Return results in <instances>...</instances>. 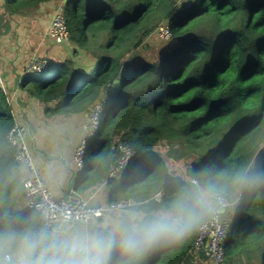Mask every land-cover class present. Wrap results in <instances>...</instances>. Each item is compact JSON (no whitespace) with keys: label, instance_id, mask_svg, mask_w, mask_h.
Instances as JSON below:
<instances>
[{"label":"trees","instance_id":"1","mask_svg":"<svg viewBox=\"0 0 264 264\" xmlns=\"http://www.w3.org/2000/svg\"><path fill=\"white\" fill-rule=\"evenodd\" d=\"M42 1L49 0H5L4 13ZM62 10L68 39L95 59L97 73L75 68L71 59L50 61L19 84L46 115L64 117L87 110L105 90L107 106L91 138L80 189L105 178L110 201L132 197L153 208L155 193L162 190L161 202L167 201L208 160L264 167V0H65ZM158 23L168 25L172 42L156 61L140 59L125 71L134 63L127 56ZM14 123L0 85V211L27 215L34 209L18 210L23 171L6 139ZM121 141L131 144L134 155L118 192L122 178L109 172ZM197 233L158 248L142 264L187 263ZM223 249L221 264H264V187L241 198ZM112 264H120L118 255Z\"/></svg>","mask_w":264,"mask_h":264},{"label":"clouds","instance_id":"2","mask_svg":"<svg viewBox=\"0 0 264 264\" xmlns=\"http://www.w3.org/2000/svg\"><path fill=\"white\" fill-rule=\"evenodd\" d=\"M261 187L264 167L255 161L212 159L178 183L167 201L156 197L158 206L149 209L129 204L102 219L99 212L53 219L41 207L27 215L0 211V264H112L114 255L120 264H142L153 251L181 244Z\"/></svg>","mask_w":264,"mask_h":264},{"label":"built area","instance_id":"3","mask_svg":"<svg viewBox=\"0 0 264 264\" xmlns=\"http://www.w3.org/2000/svg\"><path fill=\"white\" fill-rule=\"evenodd\" d=\"M47 30L48 35L55 43H62L68 39L69 33L65 20L64 18L61 20L59 15L55 14L53 16L50 27ZM158 33L162 39L169 40L171 38V32L166 23H161L158 26ZM47 66L48 60L45 57L33 56L29 59L26 73L41 72ZM2 84L3 78L0 69V85L2 86ZM93 109V113H90L88 121L84 124L87 130L86 138L81 141L74 152L76 169L83 168L84 156L88 149V139L94 135L100 124L102 105L100 103H95ZM30 138H32L30 127L26 123L15 122L7 132V139L13 149L14 159L20 163L24 170L22 191L27 198L26 209L41 207L53 219L66 215L75 218L87 212H99L101 213V219L105 214L120 212L129 204H136L133 199L110 201L105 205L93 204L88 198H84L74 190H70L61 197L55 196L48 184L37 172L29 147ZM118 147L120 156L109 172L110 177H115L122 169L127 167L132 155H134V148L128 142H121ZM158 196L161 197V192H159L155 198ZM231 223L232 222L225 214L218 220L207 221L205 225L198 230L194 242L195 249L202 252V255L206 259L216 264L222 263L224 261L223 244Z\"/></svg>","mask_w":264,"mask_h":264},{"label":"crops","instance_id":"4","mask_svg":"<svg viewBox=\"0 0 264 264\" xmlns=\"http://www.w3.org/2000/svg\"><path fill=\"white\" fill-rule=\"evenodd\" d=\"M1 9H4V5L1 6ZM4 11L1 14L8 15ZM13 47L14 45L7 40L0 42V54L4 59L5 53L13 49ZM77 49L79 50V55L82 54V59L78 60L79 63L73 62L74 67L87 72L92 68L95 59L87 56L80 50L81 48L77 47ZM0 61L2 69L1 63L4 62L1 57ZM19 61L20 58L15 59L14 64H18ZM85 63H89V66H86ZM22 70L24 71L23 66ZM19 72V69L6 70L5 80L7 85L4 91L9 98L15 122L26 123L30 127L32 138H30L29 147L40 177L48 184L57 197L74 190L84 198H88L93 204L105 205L109 203L110 200L106 189L107 180L105 178L99 179L97 183L85 189L79 188L82 169H76L74 152L81 141L86 138L87 134L84 124L88 121L90 105L87 110L75 112L68 117L58 114L46 115L39 99L20 86L22 74L15 75ZM105 97L106 92L102 90L96 100L103 102ZM87 145L88 148L92 147V139H88ZM22 171L24 173L23 169ZM127 171L128 169L125 172ZM119 174L121 177V173H118L115 177H118ZM23 198L27 202V198L24 194H21L17 202L19 211L21 210L20 205ZM153 200L157 202L156 199Z\"/></svg>","mask_w":264,"mask_h":264},{"label":"rangeland","instance_id":"5","mask_svg":"<svg viewBox=\"0 0 264 264\" xmlns=\"http://www.w3.org/2000/svg\"><path fill=\"white\" fill-rule=\"evenodd\" d=\"M64 1L65 0L42 1L37 5H27L23 7L22 8L23 10L21 9L20 13H16V14L13 13L12 15L10 14L3 15L1 13L4 9L2 10L1 6L4 5L5 0H0V42H2L3 40L4 41L7 40L8 42L14 45L13 49H10L5 53V59L0 54V57L5 63V64L1 63L2 69L0 66L2 72V78H3V84H2L3 87H6L7 85L5 80V75H7L6 70L11 71V70L19 69L20 72L16 73L15 75H20V74L26 75L27 70L25 71V67L27 68L26 65H28L27 63L29 62V59L33 56L45 57L49 61H53V62H61L65 60L66 57H68L66 59H71L74 63L76 62L79 63L80 59H82V54L79 55V50L77 49V46L74 43H72L69 39L65 40L62 43H55L47 33L48 31L47 29H49L50 22L55 14L59 15L61 17V20H63L62 8ZM157 27L148 37L144 39L142 45H140V47L136 51H133L127 56L129 57L127 62L130 63L133 60L134 63L128 64L127 67L125 68V71L127 72L132 71L135 66L136 67L138 66L140 59L146 61H156L160 56V54L163 52V50L168 47L166 46L168 45V42H172L169 40L162 39L159 36ZM105 42L106 41L104 38H101L99 40V43H105ZM80 50L83 51L82 49ZM17 58H20V61L18 62V64H14V61ZM85 64L86 66H89V63H85ZM22 66L24 67V71L22 70ZM98 69L99 66L95 64L94 67L90 70L91 75L92 76L95 75ZM95 103L101 104L102 102L94 100L90 104L88 118L90 116V113H93L94 110L93 105ZM103 106L106 107L107 104L103 103L102 109ZM86 134H87V130H86ZM120 143L121 142L118 143V146ZM91 151L92 149H90L89 152L86 151V155L84 156L85 159H87ZM161 152L162 154H164L165 150L163 149L161 150ZM122 170L120 172L122 180L119 179L116 186V190L118 192L120 191L119 188L124 187L125 176L127 174L125 170L123 171ZM118 177L120 178V174L118 175ZM159 192H161V197H160L161 200L162 195L164 194L162 190L155 193L152 198L156 199L155 196ZM125 199H133L136 202L135 205L141 206L142 204V203L140 204V201H137L132 197ZM125 199H120V200H125ZM26 207H27V202L26 199L23 198L20 205V209H21L20 211H24ZM239 207H240V203L234 209L229 210L225 213L226 217L231 222H234ZM144 208L149 209L148 206H145ZM118 213L119 212H115L112 213V215H116ZM185 264H216V263L206 259L199 253V250L195 249V252L193 253V258L188 259L187 263Z\"/></svg>","mask_w":264,"mask_h":264},{"label":"water","instance_id":"6","mask_svg":"<svg viewBox=\"0 0 264 264\" xmlns=\"http://www.w3.org/2000/svg\"><path fill=\"white\" fill-rule=\"evenodd\" d=\"M120 81V79L118 78V79H115L114 80V83H118Z\"/></svg>","mask_w":264,"mask_h":264},{"label":"bare ground","instance_id":"7","mask_svg":"<svg viewBox=\"0 0 264 264\" xmlns=\"http://www.w3.org/2000/svg\"><path fill=\"white\" fill-rule=\"evenodd\" d=\"M7 136V135H6ZM7 139V138H6ZM99 146V145H98Z\"/></svg>","mask_w":264,"mask_h":264}]
</instances>
